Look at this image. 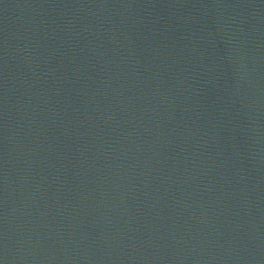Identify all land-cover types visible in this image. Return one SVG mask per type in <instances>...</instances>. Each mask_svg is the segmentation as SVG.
Here are the masks:
<instances>
[{
	"label": "water",
	"instance_id": "water-1",
	"mask_svg": "<svg viewBox=\"0 0 264 264\" xmlns=\"http://www.w3.org/2000/svg\"><path fill=\"white\" fill-rule=\"evenodd\" d=\"M0 264H264V0H0Z\"/></svg>",
	"mask_w": 264,
	"mask_h": 264
}]
</instances>
